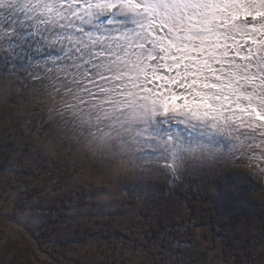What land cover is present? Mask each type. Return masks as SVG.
<instances>
[{
	"label": "snow or ice",
	"instance_id": "1",
	"mask_svg": "<svg viewBox=\"0 0 264 264\" xmlns=\"http://www.w3.org/2000/svg\"><path fill=\"white\" fill-rule=\"evenodd\" d=\"M21 93L69 145L104 137L110 155L146 162L124 170L129 188L264 160V0H0L5 130ZM223 195L264 202L246 175ZM13 244L0 236V264H21ZM250 255L264 264V240Z\"/></svg>",
	"mask_w": 264,
	"mask_h": 264
},
{
	"label": "rangeland",
	"instance_id": "2",
	"mask_svg": "<svg viewBox=\"0 0 264 264\" xmlns=\"http://www.w3.org/2000/svg\"><path fill=\"white\" fill-rule=\"evenodd\" d=\"M38 102L21 93L8 105L10 127H0L9 142L0 149V236L18 248L39 240L38 254L19 250L21 264H259L250 252L264 240V202L223 192L246 175L264 195V160L174 187L168 177L145 176L129 188L124 170L146 162L110 155L104 137L69 145L55 125L42 134L49 117L23 131Z\"/></svg>",
	"mask_w": 264,
	"mask_h": 264
},
{
	"label": "trees",
	"instance_id": "3",
	"mask_svg": "<svg viewBox=\"0 0 264 264\" xmlns=\"http://www.w3.org/2000/svg\"><path fill=\"white\" fill-rule=\"evenodd\" d=\"M43 103L42 102H38V103H35V106H37V107H35L36 109H40V111H38V112H35V111H33L32 113H30V115L28 116V118L30 119V121H29V123H30V125L28 126V124H26V126H24V130L23 131H27V130H29V131H32L33 130V128H35V126H37L38 125V123L39 124H41L40 122H39V120H43V119H46L48 116H47V113H46V110H44L43 108L41 109V107H43ZM27 120V119H26ZM15 122V119H12V123H14ZM27 122V121H26ZM28 123V122H27ZM35 125V126H32V125ZM20 126V125H19ZM42 129V134H44V133H50V132H54V130H55V128L53 127V126H46V125H44L43 127H41ZM25 191H27V190H25ZM26 193H28V192H26ZM25 193V194H26ZM49 211V210H48ZM57 213H59L58 211H57ZM36 214V213H35ZM37 215V218H40L41 216H40V214H36ZM49 216H51L52 217V209H50V211H49ZM38 244H39V240H36V239H30V240H26L24 243H23V247H17V246H15L16 248H18L19 250H22L24 253H30V254H38V251H39V246H38ZM38 248V249H37Z\"/></svg>",
	"mask_w": 264,
	"mask_h": 264
}]
</instances>
